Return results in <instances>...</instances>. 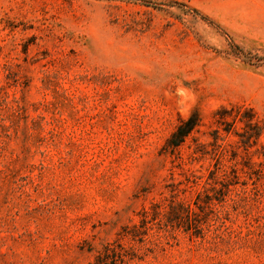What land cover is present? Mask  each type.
<instances>
[{
    "label": "rangeland",
    "instance_id": "obj_1",
    "mask_svg": "<svg viewBox=\"0 0 264 264\" xmlns=\"http://www.w3.org/2000/svg\"><path fill=\"white\" fill-rule=\"evenodd\" d=\"M0 264H264V0H0Z\"/></svg>",
    "mask_w": 264,
    "mask_h": 264
},
{
    "label": "trees",
    "instance_id": "obj_2",
    "mask_svg": "<svg viewBox=\"0 0 264 264\" xmlns=\"http://www.w3.org/2000/svg\"><path fill=\"white\" fill-rule=\"evenodd\" d=\"M199 125V117L198 115H192L185 120H181L175 131L171 134L169 139L166 141L164 149L167 151H174L179 148L183 143H185L186 139L190 136V134L197 128ZM226 176L225 181L228 180V176ZM196 208L202 209L199 203H195ZM154 207L156 211L153 213L148 212L146 210L143 211V225H148L153 220H156L157 216L162 215L166 219H168L169 223L174 226L175 224L178 227H183L185 231L190 232L194 230H198V234H203L202 222L197 220V211L191 205H185L180 202H173L168 207H163V205L155 204ZM158 209V211H157ZM155 218H151V217Z\"/></svg>",
    "mask_w": 264,
    "mask_h": 264
}]
</instances>
